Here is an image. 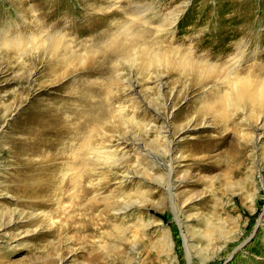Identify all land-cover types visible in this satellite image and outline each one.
<instances>
[{
    "label": "rangeland",
    "instance_id": "374dc122",
    "mask_svg": "<svg viewBox=\"0 0 264 264\" xmlns=\"http://www.w3.org/2000/svg\"><path fill=\"white\" fill-rule=\"evenodd\" d=\"M99 1L113 9L104 21L89 14V0H0V264H264V118L218 104V96L234 101L228 84L237 77L264 78V0ZM73 22L78 30L69 31ZM38 26L63 30L65 50L77 56H63L68 74L56 86L60 68L49 67L54 52L43 50ZM127 26L216 72L122 62L103 140L116 165L82 184L54 181L25 151L28 118L73 104L69 94L89 78L105 83L87 74L100 59L88 50L121 41ZM238 28L251 38L230 40ZM238 38L242 47L231 46ZM225 48L241 55L238 67L220 56ZM120 108L127 124L117 122Z\"/></svg>",
    "mask_w": 264,
    "mask_h": 264
},
{
    "label": "bare ground",
    "instance_id": "6f19581e",
    "mask_svg": "<svg viewBox=\"0 0 264 264\" xmlns=\"http://www.w3.org/2000/svg\"><path fill=\"white\" fill-rule=\"evenodd\" d=\"M89 4L88 5L90 6L91 10H89V14L91 16L97 14L96 17L98 16V18H101L103 21L106 20L104 16H106V18L113 16V9H111L109 5L108 9H106L104 4L99 0H89ZM115 4L116 3H114V5ZM175 17L176 15L172 13L171 18L168 20L169 25H172ZM93 18L95 19V16ZM59 20L58 22H60ZM100 22L102 23V21ZM74 24V22L67 23V28L68 30L70 29L69 31H74L75 29L78 30V27L75 26L76 24ZM61 25L62 24H60V27H62ZM94 25L96 24L94 23ZM105 26L106 25H104L102 28H106ZM128 26L126 31H124L125 36L121 41H116L115 38L109 37V39L111 38L115 40L110 39L111 41H103L102 44H97L95 47L88 50L89 56L93 54V57H91L94 59V56L99 54L100 59L95 61L98 64L94 65V62L91 63L87 74L90 76L98 75L100 79L106 80L105 83L100 82L98 84L95 81L90 83L89 78L87 82L85 81L81 83V87H79L78 90H74V92L69 94V98L75 99L73 104L63 105L58 103L56 105L54 104V107L42 106L28 118L29 139L27 141V148L25 151L28 156L31 157L30 159H40V168H44L45 175L50 176V178H53L54 181H56L58 178H62V180L69 179L70 183L72 182L74 184H78L82 179H86L93 172L95 173V170L98 167L109 170L110 166L116 165L119 158L115 156L114 151L107 148L103 140L105 139V131L108 128L107 126L113 118V110L111 108L113 94L109 87L112 83L116 84L117 82L115 80L120 78L118 66L122 62L128 64L129 67H134L135 63L140 60L145 68L148 66V68L153 67L155 70H160L162 67L164 69L166 66L168 67L170 62L173 65L187 69L190 73L196 72L197 76H201V74L204 75L206 72H210L211 74H215L213 72H216L217 68L213 63L210 64L204 60H200L199 62L193 61L191 56L186 53H184V55L182 54L183 56H178L177 58H174V54L170 56L172 51L170 52L168 47L165 48L161 45H157V43L154 41L150 40V42L148 39L149 34L146 31H133L135 29L131 27L128 28ZM159 28L161 29V26H159ZM223 28V26H218L216 32L223 30ZM38 29L44 34V38L42 40V45L44 47L43 50L46 52L52 50L54 52L51 54V56L56 64L51 63L52 60L50 59L51 61L49 62V67L51 68L52 66L56 65L60 68L58 72L56 71V75H52L54 81L56 82L54 85H59L63 82L64 77L68 74L67 71H61V64L64 62L63 56L65 55V62L77 58V56L74 52L65 50L64 42L63 44L61 42L62 36L64 34L62 36L60 35L61 32H64L63 30L61 31L58 29L49 32L47 29L44 31L42 26H38ZM122 29L120 28V30ZM224 29H226V27ZM104 30L105 29H103V32ZM95 31H97V29ZM195 31L198 30L195 29ZM209 32L212 31H208V33H200V40H198V42H201L203 39L207 38L209 36ZM243 33L245 34L244 37H246V39H250L252 36L250 33L249 34L251 36L246 34V32H244V28H238L232 32V35H230V40ZM112 34H110V36H112ZM101 37L102 36L100 34V38ZM239 38L236 39L235 42H232L231 46L235 45L237 48H240V42L242 43V41H240ZM141 41H143V46L139 45V42L141 43ZM9 43L10 46H15V48L19 44L17 41L12 43V40H10ZM3 44H6L4 40L0 42V45ZM25 45L29 46L27 42ZM225 49L226 50H224L220 56L223 57L229 52V48ZM65 51L69 55L65 54ZM251 51L252 50H249V53ZM242 52L244 51L242 50ZM58 54H60L62 57ZM226 56L229 57L228 60L231 62V68H236L239 66L240 60L242 59L241 55L238 56V53L236 52L235 54H228ZM85 57L86 56H84V59L81 60V64L86 61ZM170 58L174 59L170 60ZM228 85H230L231 90L234 91V101H232L229 97H225L223 99L222 97L218 96L219 106H235L238 109H244L249 106L251 107L252 111H261L258 115L260 116L262 114V117L264 118V78L253 80L248 77H237V79L232 80ZM118 113H120V116H118V118L116 117L117 122H121L119 124H127L128 122L123 115L122 108H120ZM170 190L171 189L169 188V191ZM81 191L82 194L85 195L89 193L90 190L85 185H82Z\"/></svg>",
    "mask_w": 264,
    "mask_h": 264
}]
</instances>
